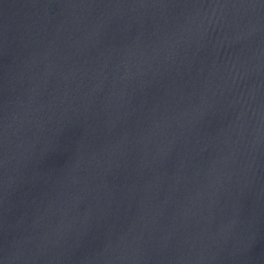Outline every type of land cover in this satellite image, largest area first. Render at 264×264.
Segmentation results:
<instances>
[{"label":"water","instance_id":"95a60500","mask_svg":"<svg viewBox=\"0 0 264 264\" xmlns=\"http://www.w3.org/2000/svg\"><path fill=\"white\" fill-rule=\"evenodd\" d=\"M0 264H264V0H0Z\"/></svg>","mask_w":264,"mask_h":264}]
</instances>
